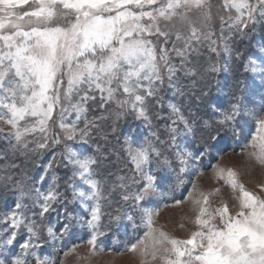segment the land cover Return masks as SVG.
Instances as JSON below:
<instances>
[{
	"label": "snow or ice",
	"instance_id": "snow-or-ice-1",
	"mask_svg": "<svg viewBox=\"0 0 264 264\" xmlns=\"http://www.w3.org/2000/svg\"><path fill=\"white\" fill-rule=\"evenodd\" d=\"M257 32L259 52H242ZM237 61L264 88V0H0V125L9 129L0 127V264H65L46 250L77 229L95 248L141 224L157 264H264V184L250 192L215 166L213 176L239 190L235 215L223 201L210 211L201 194L186 239L156 228L151 207L228 139H245L264 166V107L243 103ZM222 71L233 73L227 108L212 99ZM57 117L62 134L52 131ZM129 119L146 133H125ZM242 120L255 132L245 136ZM113 153L130 175L102 179ZM9 156L37 167L32 184Z\"/></svg>",
	"mask_w": 264,
	"mask_h": 264
},
{
	"label": "rangeland",
	"instance_id": "rangeland-1",
	"mask_svg": "<svg viewBox=\"0 0 264 264\" xmlns=\"http://www.w3.org/2000/svg\"><path fill=\"white\" fill-rule=\"evenodd\" d=\"M211 2L214 5L222 4L223 0H211ZM231 14L235 15L234 10ZM213 15H216L215 7L213 8ZM223 15L227 16L229 13L223 12ZM219 24L220 21L217 18V35H219ZM244 42L252 43L248 48H244L247 52H259L262 41L258 32L250 35ZM229 73L222 71L218 74L221 78H228L225 81L228 85L224 83L223 79L220 80L221 78H217L215 84L220 88L224 86L227 92L231 93L230 86L233 82ZM247 77H250L252 82L243 96V103L248 108L258 111L264 107V88L260 86L259 79L254 77L251 72H248ZM230 82L232 83L229 84ZM217 91L220 92L221 89L218 88ZM222 94V97L227 101L228 98L225 97L227 94ZM213 97H217L216 94H213ZM245 119L248 118L245 117ZM241 123L245 128V136L249 135L250 129L253 133L255 132L256 125L254 121L248 120L245 124L242 120ZM0 127L3 128L5 133L9 130L7 126L0 125ZM52 131L62 134L58 117L57 123L52 126ZM252 151L253 149L248 146L245 139H228L223 142L221 150L213 153L211 161L206 158L196 172H192L185 177L183 185L173 191L174 195L169 193L165 197L157 198L158 202L151 206L154 211L158 212V215L153 217L154 226L178 238H188L192 231L197 230L194 220L199 206L195 205L193 201L199 199L202 203L203 197L201 194L208 197L209 203L205 207L210 211L221 207L223 201L224 204H227L230 214L235 215V209L238 207V200L235 197L239 195V190L233 192L228 184L214 177L213 169L219 165L225 169L226 174V170L230 168L237 174V182L242 184L246 190L250 192L259 191L260 186L264 184V166L259 164L254 157L250 159L249 154ZM193 183L196 185L195 188H193ZM216 189H220V191L215 192ZM190 193L191 195H189ZM177 201L182 202L177 203ZM213 223H216V221H213ZM53 224H55V218H53ZM139 228L140 233L134 236L131 229L126 230L120 227L118 231L108 235L111 239L110 243H106L104 239L107 236L100 237L95 248L87 243L89 239L88 230L77 229L75 235L79 234L78 238L73 239L72 237V240L62 247L57 249L48 248L46 251L50 253V259L56 260L59 258L64 260L65 264H157V261L152 260L149 254L152 241L150 237L145 235L148 232L146 224H141ZM85 232H87L88 238L82 236V233ZM118 239L121 241L120 243ZM139 241H144V243L138 244L136 251H130L131 244H137ZM65 253H68V255H65Z\"/></svg>",
	"mask_w": 264,
	"mask_h": 264
},
{
	"label": "trees",
	"instance_id": "trees-1",
	"mask_svg": "<svg viewBox=\"0 0 264 264\" xmlns=\"http://www.w3.org/2000/svg\"><path fill=\"white\" fill-rule=\"evenodd\" d=\"M251 44L252 43L249 44V42H243V44L241 45V51L242 52H247V50H245L244 48H248ZM205 51H206V49H205ZM176 62L178 63V59H177ZM231 67L233 68V71H235L237 73V75L240 77V79L243 81V84L245 86V90H244V93H243V96H244L246 91H247V89L250 87V83L252 82V80H251L250 77H247L248 76V72L246 73L244 71L243 66L241 65L240 61H237L236 65H232ZM229 75H231V80L233 82V73L231 71H230ZM217 78L220 79L221 77L218 75ZM216 79L212 81V84H213V87H212V99L214 98L213 94H216L217 97H215L213 100L217 104L222 105L223 108H227L229 103H230V101H231V95H230L229 92H227V90H226V88L224 86H221V88H220V86H216V84H215L216 83ZM222 79H223L224 83L228 85V83L225 82L226 79L228 80V78L227 77H223L220 80H222ZM232 82H230L229 84H231ZM218 88L221 89L220 92L217 91ZM230 88H231V86H230ZM222 93H226L227 94L225 96L226 98H228L227 101L222 97L223 96ZM169 98H171V97L169 96ZM121 129L125 133L132 132L134 135H139L141 132H145L146 133V129H144L142 127L137 128L136 122L131 120V119H129L127 121V123H125L124 121H121ZM55 133H57V132H55ZM142 138L143 137L141 136V139ZM120 141H121V143L123 142V138L122 137L120 138ZM99 142L101 143V145H103L105 143V141H103V140H100ZM5 143L6 142L2 138H0V146L4 145ZM69 143H71L73 145V147H75L77 149L80 148V142L79 141L69 142ZM110 146H117L118 147V145H117V137H115V136L111 137ZM45 156H47V153H45ZM13 159H15V162L17 164L26 165V167H24L23 169H17V172H26L27 175L24 176L25 182L28 183V184H32L33 181L31 179V177H33L36 174V172L38 171L37 167L35 165H33L30 161H25L23 157L13 158V157L9 156L7 162H11ZM4 163H6V161L4 159H0V165H3ZM108 170H110L111 174L130 175V173L128 171V168L125 167V165H124V162L119 160L115 153L112 154L111 163H106V164L102 165L101 166V170H100V177L102 179H108V180L115 179V175H111ZM170 194L174 195L173 192H171ZM2 210H3V200H0V211H2ZM137 222L139 223V219H137ZM124 223L127 224L128 222L125 220ZM130 227L131 226L125 228V227L122 226V228H124L126 230L131 229V233H133L134 236L138 235V233H140V228H132V227L130 228ZM86 233L87 232L82 233L83 235L82 234L81 235L84 236L85 238H88ZM77 236H79V234L74 235L73 239L78 238ZM115 237H116V235H115ZM104 239H105L106 243L107 242H109V243L111 242V239L108 236L105 237ZM120 242L121 241L119 240V243Z\"/></svg>",
	"mask_w": 264,
	"mask_h": 264
}]
</instances>
